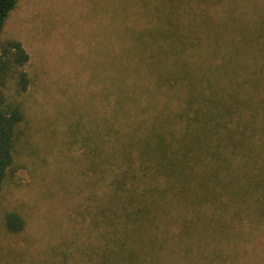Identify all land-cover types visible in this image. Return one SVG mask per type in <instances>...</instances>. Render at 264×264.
Wrapping results in <instances>:
<instances>
[{"label":"trees","instance_id":"16d2710c","mask_svg":"<svg viewBox=\"0 0 264 264\" xmlns=\"http://www.w3.org/2000/svg\"><path fill=\"white\" fill-rule=\"evenodd\" d=\"M17 1L0 0V33ZM116 9V58L105 63L115 120L88 134L99 146L87 168L103 187L96 243L65 248L59 264L218 254L243 226L264 224V0H119ZM28 58L18 40L0 42V203L27 121L1 88L13 77L26 90ZM2 226L16 234L25 220L9 211Z\"/></svg>","mask_w":264,"mask_h":264},{"label":"rangeland","instance_id":"374dc122","mask_svg":"<svg viewBox=\"0 0 264 264\" xmlns=\"http://www.w3.org/2000/svg\"><path fill=\"white\" fill-rule=\"evenodd\" d=\"M118 1L18 0L1 30L0 42L18 40L27 52L21 69L29 83L20 91L12 77L1 88L6 101L21 103L27 121L2 188L0 264H59L62 251L96 243L89 229L103 187L87 168L90 147L99 144L96 132L88 134L115 120L105 63L116 53ZM9 211L24 218L21 232L3 228ZM206 254L172 253L157 264H264V224L243 226L220 253ZM68 262L84 264L81 257Z\"/></svg>","mask_w":264,"mask_h":264}]
</instances>
